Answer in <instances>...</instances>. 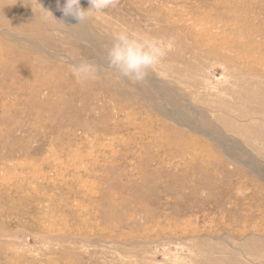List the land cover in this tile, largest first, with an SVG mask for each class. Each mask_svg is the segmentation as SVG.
Here are the masks:
<instances>
[{
	"label": "rangeland",
	"instance_id": "1",
	"mask_svg": "<svg viewBox=\"0 0 264 264\" xmlns=\"http://www.w3.org/2000/svg\"><path fill=\"white\" fill-rule=\"evenodd\" d=\"M125 27L174 38L142 84ZM0 264H264V0H0Z\"/></svg>",
	"mask_w": 264,
	"mask_h": 264
},
{
	"label": "clouds",
	"instance_id": "2",
	"mask_svg": "<svg viewBox=\"0 0 264 264\" xmlns=\"http://www.w3.org/2000/svg\"><path fill=\"white\" fill-rule=\"evenodd\" d=\"M87 9L81 0H64L57 5L64 17H71L78 24L87 22L91 17L114 9L119 0H88ZM44 19H56L53 13L43 8ZM174 38L156 36L141 29L120 28L111 34V45L106 50L108 68L118 77L132 84L144 83L149 74L162 65L168 53L173 50ZM70 73L78 83L87 84L99 79V67L88 59H79L69 64Z\"/></svg>",
	"mask_w": 264,
	"mask_h": 264
},
{
	"label": "bare ground",
	"instance_id": "3",
	"mask_svg": "<svg viewBox=\"0 0 264 264\" xmlns=\"http://www.w3.org/2000/svg\"><path fill=\"white\" fill-rule=\"evenodd\" d=\"M5 13V11H3Z\"/></svg>",
	"mask_w": 264,
	"mask_h": 264
}]
</instances>
